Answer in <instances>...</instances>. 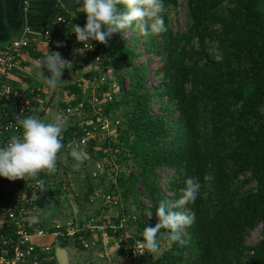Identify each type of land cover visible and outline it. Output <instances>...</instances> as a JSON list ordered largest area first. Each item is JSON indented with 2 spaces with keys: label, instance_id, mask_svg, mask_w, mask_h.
Wrapping results in <instances>:
<instances>
[{
  "label": "trees",
  "instance_id": "trees-1",
  "mask_svg": "<svg viewBox=\"0 0 264 264\" xmlns=\"http://www.w3.org/2000/svg\"><path fill=\"white\" fill-rule=\"evenodd\" d=\"M186 1L190 21L185 31H174L168 13H162L166 31L145 36L137 33L134 23L130 38L123 30L110 37L107 44L91 41L97 49L88 53L84 66L95 65L91 60L99 49L104 56L109 52L110 60L104 64L113 67L120 90L113 94L111 102L102 106L100 122L96 121L99 115L89 118L99 128L105 118L110 119L112 126L116 120L120 124L115 142L97 148L99 143L92 141L81 147L96 161L108 157L109 150L114 152L111 149L117 151L115 160L119 163L134 159L130 172H126V165L116 183L105 191L115 196L121 194L125 201L131 195L136 205L134 212L125 207L128 219L124 215L114 219L115 224L111 225L115 228L107 224L111 237H117L122 244L129 241L125 254L133 253L145 227L158 222L155 215L158 202L178 200L185 179L195 177L202 185L200 194L194 203L177 208L195 213L194 222L185 228V243L170 241L168 230L161 228L159 251L149 253L142 249V258L147 259V264H264V0ZM117 4L123 9V0H117ZM177 5L178 0H164V7ZM58 17L66 21L56 22ZM85 20L82 8L77 7L74 13L62 8L53 29L64 34L72 23ZM141 42L144 48L138 50ZM23 51L37 58L44 53L36 52L35 45ZM143 54L162 60L155 71L159 83L152 88L148 85V65L136 61ZM108 76L102 82L98 69L80 71L74 82L62 84L65 95L59 109L80 103L90 105L95 97L102 99L110 92L114 80ZM124 80L128 82L127 89ZM93 81L97 84L96 91L84 99L86 82ZM32 90L38 89H27L26 94L31 96ZM40 94L47 100L48 109L52 100L43 92ZM116 111L119 119L113 117ZM70 118V126L63 131L60 152L69 142L78 143L84 127L93 129L92 124H81L89 120L84 116ZM46 176V171L37 176L45 181L47 189L37 193L39 197L30 186L35 182L33 178L11 180L14 187L3 204L9 206L16 192L23 190H27L32 206L50 204L60 191L50 188ZM94 189L91 184L86 200ZM141 199L149 205L143 206ZM124 220L127 224L122 223ZM260 225V240L247 244L246 238ZM129 229L133 232L127 239ZM55 230L54 227L49 231ZM80 234L75 239L59 237L62 246L73 243L78 250L85 249ZM85 234L89 242L94 237L90 231ZM97 235L101 236V231Z\"/></svg>",
  "mask_w": 264,
  "mask_h": 264
},
{
  "label": "crops",
  "instance_id": "crops-1",
  "mask_svg": "<svg viewBox=\"0 0 264 264\" xmlns=\"http://www.w3.org/2000/svg\"><path fill=\"white\" fill-rule=\"evenodd\" d=\"M62 8V5L57 0H33L29 7H25L23 0H0V50L13 40L23 36L30 37L32 33H37L46 25L54 23L58 12L61 11ZM27 29H30L32 32L30 35H28ZM32 45H35L36 52L42 50L44 53L37 58L28 53V51H23L20 55L19 66L14 70L8 80L16 90L28 93L27 89H38L40 93L43 92L48 99L52 100L51 104L45 112L40 113L37 110L32 116L44 122H51L59 117L64 122L65 130L70 126L72 120L69 116H62L58 112V105L63 100V95H65L62 84L74 82L75 77L77 75L79 77L80 71L85 72L88 71L89 68L95 70L96 66L92 64L88 68L81 63L79 58H75L71 54H61L62 57L70 61L71 64L68 65V69L64 70L61 77L62 80L58 83L57 87L51 89L44 83L43 78L39 75V70L36 68L37 62L43 60L47 55V52L44 51L45 47L43 43L35 41L31 43V46ZM81 65H83V68H79ZM59 90H62V92L60 93ZM73 150L80 151L84 156V161L79 170H74L72 168L73 159L70 153ZM97 161L88 154L87 150L79 146L77 142H69L65 150L58 153L55 172L51 174L47 173L46 176L50 188H59L60 192L55 195L51 199L50 204L46 206L33 205L31 213L29 214V220L35 225L51 230L54 229L57 223H64L68 219L75 218V216L78 217V220L82 221L87 218L88 222L90 220L93 222L97 221L95 216L92 217V213L100 215L98 219L101 218L102 220L107 218V213L109 212H111L109 214V216H111L112 212H115V210L104 206L102 197H96V192L103 191L104 189V191H106L110 184L116 183V180L110 181V179H108V182H105V180H107L105 179L107 175L95 177L93 173L96 170L95 165L98 163ZM95 179L99 180V182ZM72 183H77V185H79L78 191L75 193ZM91 184L95 189L89 194V199L86 200L85 194L88 192ZM95 184H97V186ZM13 187L14 185L11 180L0 177V206L4 205L3 200ZM76 197L79 198V201H76ZM97 198H99V204L103 206L101 210L99 209L93 212L89 206H92L94 203L96 204L95 199ZM0 220H4L2 213H0ZM109 221V218L106 219L104 224ZM90 239V247L83 250L75 248L73 243L67 246V248L72 249L74 254L72 264H88V262H92L100 252L103 254V257L100 258V262L105 259L103 264H136L134 262L125 261L127 257L122 255L125 253L119 251L120 247L122 248L124 244L120 243L117 237H111L110 235H108V237H103L102 235L98 236L96 234V236H92ZM38 241L51 246V252L44 257L39 264H60L56 255L57 246H62L60 238L56 236H46L40 238ZM113 241L115 244H118L117 247L120 246L118 249L114 248L115 244ZM111 255H113V257ZM116 256H118V259L115 258ZM138 264L140 263L138 262Z\"/></svg>",
  "mask_w": 264,
  "mask_h": 264
},
{
  "label": "clouds",
  "instance_id": "clouds-1",
  "mask_svg": "<svg viewBox=\"0 0 264 264\" xmlns=\"http://www.w3.org/2000/svg\"><path fill=\"white\" fill-rule=\"evenodd\" d=\"M73 3L86 14V23L83 26L73 25L72 31L81 45L85 42L90 44L92 40L107 44L113 33L121 34L134 23L145 36L166 31L162 15L164 0H123V9L118 7L117 0H73ZM56 46L61 47L62 44L57 42ZM85 49L88 48L80 47L73 51L75 54H82ZM69 64L71 62L65 60L60 52L48 50L46 57L37 62L36 68L44 83L55 89ZM15 124L19 133L0 145V177L8 180L31 177L36 184L35 190L44 193L47 191L45 181L37 179V176L41 171L49 174L55 172L58 153L63 148L64 122L59 117L51 122H44L35 116L21 114L16 116ZM70 156L73 159L72 168L79 170L84 156L78 150L71 151ZM207 179L205 176V180ZM201 187L195 177H188L184 181V187L180 189L178 200H160L155 211L158 222L155 226L143 229L142 240L137 241L139 247L149 253L158 252V233L161 228L168 230L166 235L170 241L184 244L183 230L194 222L195 213L190 210L177 211V208L194 203ZM35 192L37 195V191Z\"/></svg>",
  "mask_w": 264,
  "mask_h": 264
},
{
  "label": "built area",
  "instance_id": "built-area-1",
  "mask_svg": "<svg viewBox=\"0 0 264 264\" xmlns=\"http://www.w3.org/2000/svg\"><path fill=\"white\" fill-rule=\"evenodd\" d=\"M23 2L25 7H29L33 0H23ZM65 21L62 17H58L56 20V22ZM67 23L70 24L71 22ZM85 23L86 20L81 23H72V28L66 30L64 34L56 28L53 29L54 23L53 25H46L37 33H32L30 29H27L28 35L32 33V36H23L15 39L0 50V145L6 143L12 135L19 133L18 126L15 124L17 115L32 116L37 110L40 113L47 110V100L41 96L40 91L32 90L31 96H29L24 91L14 89L8 80L20 64L22 51L34 41L43 43L47 52L48 50H61L66 54H75L73 53L75 48L85 47L88 49H85L82 54H77L81 63L84 64V59L87 58L88 53L94 52L97 49V45L91 43V41L90 44L92 47L87 42L81 45L76 40L75 34L72 31L74 30L73 25L83 26ZM114 36L115 34L113 33L111 38ZM57 42H60L62 46L57 47ZM99 51L91 61L95 63V70L98 69L100 71L101 81L105 82L108 80V75L111 74L109 73L111 68H108L110 66L106 67L104 64V51L102 49H99ZM119 90V84L112 83L110 92L106 93L102 99L95 97L90 101V105L80 103L73 108L58 109V112L62 116L70 117L75 115L83 116L84 114L80 113L81 111H85L84 109L86 108L103 109L102 106L111 102L113 100V94H117ZM99 114H101V111ZM100 120L101 118L97 122H100ZM97 122L94 123L93 120L81 122V124L93 125L92 130L84 127V134L78 140V144L82 147L89 145L92 141L93 143H99L101 135L110 132L113 140L116 141L118 139L116 128L120 124V120H116L114 126H112L110 119L105 118L100 128ZM95 168L96 170H102V163L98 162ZM93 175L97 177V171ZM30 186L33 192L37 191L39 193L38 190H35V182ZM98 196L102 197L106 206H117L120 203L118 197L114 194L106 193L104 190L97 191L96 197ZM31 202L27 190H23L22 192H16L9 206H0V213L4 217L3 221L0 220V264H39L51 252L50 245L38 241L40 238L46 236L75 239L77 234L81 233L79 238L87 248L90 246L89 240L85 238V233L88 231L92 232L94 236H96L97 231H101L103 237H108L109 235L107 232V224L92 223V220L81 224V221L77 219L67 220L65 223H57L54 226L56 230L50 232L48 229L35 225L29 220V214L32 209ZM110 227L115 228L113 225Z\"/></svg>",
  "mask_w": 264,
  "mask_h": 264
},
{
  "label": "rangeland",
  "instance_id": "rangeland-1",
  "mask_svg": "<svg viewBox=\"0 0 264 264\" xmlns=\"http://www.w3.org/2000/svg\"><path fill=\"white\" fill-rule=\"evenodd\" d=\"M163 13H168V16H169V19H170V24H171V27H172V29L174 31H185L186 30L187 24L190 21L189 14H188V9H187V1L186 0H178V5L177 6L164 7ZM137 33L138 34L141 33V31H140V29L138 27H137ZM133 34H134V32H133V29L131 28V26L129 28H127V29L124 30V35L127 38L132 37ZM154 34H157V33H154ZM131 45H134V44L131 43ZM143 48H144V46H143V44L141 42L140 43V48H138V50H142ZM71 55H73V57H75V58H78V55L77 54H71ZM109 55H110L109 52H107V54L103 57L104 58V63H106V61H109L110 60V56ZM136 61H137L138 64L141 63V62H143V61L146 62V64L149 67V80H148V85L151 88L152 87H155L159 83V79L156 76L155 71L158 68L161 67L162 60L159 57H155V56L152 57L151 59H149L148 58V54H143ZM106 67H108V65H106ZM108 68H111V67H108ZM109 73H111L110 76L112 77V79H114V80H111L112 83H117V81L115 80L116 77L113 74L114 73L113 67L110 69V72ZM77 78H78V76L75 77V79H77ZM86 83H87V85L85 86L84 99H85V96L89 98V95L93 94L96 91V85H97L94 81L91 82L90 84H89V82H86ZM124 85H125V87L127 89L128 88V82L125 81V80H124ZM59 92L61 93L62 90H59ZM117 94H115V95H117ZM56 105H58V104H56ZM170 105L172 106V104H170ZM100 111H101V109L100 110H98V109L85 110V111H81L80 114H84L83 116L86 117V119H89L90 120V118H89L90 115L91 116L99 115ZM118 111L120 113V109ZM118 111L113 112V114H114L113 117L114 118H118L120 116L119 113H118ZM91 112H93V113H91ZM115 113H117L119 116L117 114H115ZM155 113H157L156 110H155ZM175 115H177V113ZM99 117L101 118L100 115H99ZM99 117L97 118L96 121H98V119H100ZM110 141L112 143L115 142V140H113V136H111V132L108 133V134H102L101 135V139H99V143H101V144L97 145V148H99L101 145H104V143H106V142L110 143ZM79 146H81V145L79 144ZM111 147H113V146H111ZM111 150L114 151V152H110V150H109L108 157L107 156H104V160L105 161L102 160L103 158H101L100 161H99V162L102 163L103 169L102 170L101 169L100 170H95V171H97V175L98 176L107 175L105 177V179H107V180H105V182H108V179H110V181L115 180L121 174V172L126 169V167H125L126 165L128 167L126 169V172H130L131 168L134 166V159H129V160H126V161H121V163H119L118 161H116L115 160V153H117V151L114 150V149H111ZM95 180H97V179H95ZM97 182H99V180H97ZM109 183H111V182H109ZM72 184H73V191L75 193V192L78 191L79 185H77V183H72ZM107 185H106V187H107ZM250 185L253 186L254 184H250ZM103 189H104V187H103ZM139 191L142 192V187H139ZM116 197H118V199L120 201V203L117 206H106L102 202L104 206H106L108 208L114 209L115 212L113 211L111 216H109V214L111 212L107 213V218H105L104 220H102L101 218L98 219V217L100 215H96V213H92V217L95 216L97 218L96 219L97 221L95 220L96 221L95 223L103 224L104 221L109 218L110 221L109 222H106V224L107 223L115 224L113 222L114 219H117L121 215L126 216V218L128 219L129 216L127 214H125V212H124L125 207L130 208V210L132 212L135 211L136 205L133 204V202H132L133 196L130 195V199H128V201H125L122 198L121 194L117 195ZM98 199L99 198L95 199L96 204L94 203L92 206H89L90 209L93 212L95 210H99V209L101 210V208L103 206L102 204L101 205L99 204ZM141 204L143 206H145V205L148 206L149 205L148 201H146L145 199H141ZM143 213H144L145 216H148V217L150 216V214L148 213V211H143ZM87 220L88 219L86 218L83 221H87ZM80 221H82V220H80ZM127 222H125V220H124L122 223L123 224H127ZM92 223H94V222L92 221ZM183 231L185 232V229ZM261 231H262V226L260 225L256 229H254L251 232V234L246 238V243L249 244V245L256 244L260 240V238H261ZM126 232H127V234L125 235V237H127V239H128V237H130L129 235H131V233L133 231L129 229ZM113 243L115 244L114 241H113ZM117 246H118V244H115L114 245V248H117L118 249L120 247V246L119 247H117ZM129 247H130V244H129V241L127 240V241L124 242V245L122 246V248L120 247V250L119 251L125 253V250L127 248H129ZM70 252H71V255H72V258H73L74 257V254H73L72 249H70ZM142 252H143L142 251V248H140L139 245H138V243L136 242L135 243L134 250H133V253L131 255H128V254H122V255H124V256L127 257V258H125V261L126 262L129 261L131 263L134 262L136 264H138V262L140 264H142V262H143V264H147L148 263L147 259L144 260L142 258ZM111 256L113 257V255H111ZM101 257H103V254H101V252H100L98 255H96L95 259L92 262H88V264H103L104 263L103 261H105V259L100 262V258ZM115 258L118 259V256H116Z\"/></svg>",
  "mask_w": 264,
  "mask_h": 264
},
{
  "label": "water",
  "instance_id": "water-1",
  "mask_svg": "<svg viewBox=\"0 0 264 264\" xmlns=\"http://www.w3.org/2000/svg\"><path fill=\"white\" fill-rule=\"evenodd\" d=\"M57 1L62 5V7L66 11L70 13H74L78 7L77 4L73 3V0H57ZM75 219L78 220V217L75 216ZM56 255L60 264H72L73 262L71 252L67 247L57 246Z\"/></svg>",
  "mask_w": 264,
  "mask_h": 264
}]
</instances>
